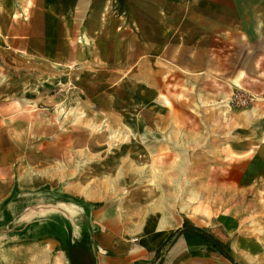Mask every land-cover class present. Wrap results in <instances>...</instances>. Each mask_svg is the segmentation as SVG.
Returning a JSON list of instances; mask_svg holds the SVG:
<instances>
[{
  "label": "crops",
  "instance_id": "crops-1",
  "mask_svg": "<svg viewBox=\"0 0 264 264\" xmlns=\"http://www.w3.org/2000/svg\"><path fill=\"white\" fill-rule=\"evenodd\" d=\"M250 30L264 38V0H0V224L3 208L13 223L0 264H82L72 245L89 264H234L193 228L233 257L224 227L152 206L119 168L126 144L98 127L102 112L140 136L165 124L166 63L201 69L217 40ZM23 92L32 115L15 107ZM261 142L250 171L263 176Z\"/></svg>",
  "mask_w": 264,
  "mask_h": 264
},
{
  "label": "rangeland",
  "instance_id": "rangeland-1",
  "mask_svg": "<svg viewBox=\"0 0 264 264\" xmlns=\"http://www.w3.org/2000/svg\"><path fill=\"white\" fill-rule=\"evenodd\" d=\"M260 37L254 30L230 33L216 41L209 61L198 62L201 69L195 71L186 69L193 66L190 61L167 62L165 112L160 115L165 124L145 129L148 140L146 133L135 135L125 125H108L103 112L98 127L113 137L109 144L114 149L126 144L122 153L127 157L118 161L119 168L143 188L152 206L202 226H223L227 246L241 264H264V172L261 176L250 171V161L261 152L260 145L255 146L260 136L264 145V92L259 90L264 73L259 74V61L256 74L254 70L255 48L264 55ZM1 66L7 64L0 57L3 71ZM24 66L22 71L40 73L30 64ZM66 83L76 85L74 78ZM25 96L23 92L15 107L32 115ZM243 141L251 142L250 149L234 147ZM3 209L6 220L0 225L9 231L11 212Z\"/></svg>",
  "mask_w": 264,
  "mask_h": 264
},
{
  "label": "trees",
  "instance_id": "trees-1",
  "mask_svg": "<svg viewBox=\"0 0 264 264\" xmlns=\"http://www.w3.org/2000/svg\"><path fill=\"white\" fill-rule=\"evenodd\" d=\"M193 228L196 229V230L201 231V232L204 234L205 237L210 238V239L212 240L213 244H214L216 247H218V248L221 250V252H222V253H223V254H224L229 260H231L234 264H238L237 262L234 261L233 257L229 254V252L224 250L223 246L220 244V242H219L217 239L213 238L210 234H208L206 231H204L203 229H201V228H199V227H193ZM71 249H73V250L78 249V252H79V253H77V255L71 252V253H70L71 258H76V257L78 256V257L81 258V259L83 258V259H82L83 262L80 260V261L82 262V264H89L90 257L88 256V257L85 258V254H82V253H81V252H85V251H84L85 248L80 249V248H77V246L72 245V246H71ZM92 264H94L93 261H92Z\"/></svg>",
  "mask_w": 264,
  "mask_h": 264
},
{
  "label": "bare ground",
  "instance_id": "bare-ground-1",
  "mask_svg": "<svg viewBox=\"0 0 264 264\" xmlns=\"http://www.w3.org/2000/svg\"><path fill=\"white\" fill-rule=\"evenodd\" d=\"M110 135V134H109ZM144 135V134H143ZM111 136V135H110ZM142 137V136H141ZM145 137V136H144ZM111 138V137H110ZM113 138V137H112ZM111 138V139H112ZM146 139V138H145ZM248 144H242V147H246ZM142 170V169H141Z\"/></svg>",
  "mask_w": 264,
  "mask_h": 264
}]
</instances>
